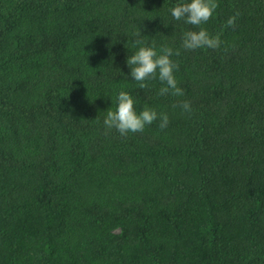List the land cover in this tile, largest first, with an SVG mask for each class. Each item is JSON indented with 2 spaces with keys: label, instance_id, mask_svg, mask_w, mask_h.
<instances>
[{
  "label": "trees",
  "instance_id": "1",
  "mask_svg": "<svg viewBox=\"0 0 264 264\" xmlns=\"http://www.w3.org/2000/svg\"><path fill=\"white\" fill-rule=\"evenodd\" d=\"M189 2L0 0V264H264V0H217L195 50ZM153 44L183 96L131 77ZM120 91L168 127L106 134Z\"/></svg>",
  "mask_w": 264,
  "mask_h": 264
},
{
  "label": "clouds",
  "instance_id": "2",
  "mask_svg": "<svg viewBox=\"0 0 264 264\" xmlns=\"http://www.w3.org/2000/svg\"><path fill=\"white\" fill-rule=\"evenodd\" d=\"M217 0H190L189 3H180L170 9L175 20H184L185 23L199 28L198 31H187L182 37V47L186 50L198 48L218 49L222 41L219 34L210 35L209 32L200 27L206 24L218 8ZM237 12L229 17L226 26L235 27ZM137 37L141 36L138 31ZM137 44L141 41L137 40ZM173 55H179V50L175 53L170 47L163 46L159 51L152 46H141L135 53L127 58V64L131 68V77L139 82L141 89L147 88L146 81L158 78L162 83L159 90L160 96L172 95L183 96V90L178 86L174 76V71L178 69V64L172 61ZM117 107L115 110L108 109L103 121L106 134L108 131L116 130L122 137H127L130 133L143 132L146 126L151 125L159 119V128L166 129L169 124L167 113H158L155 109L145 107L137 113L135 110V100L126 91H120L116 97ZM177 105H173L176 107ZM183 111L191 113V103L189 101L180 102L178 105Z\"/></svg>",
  "mask_w": 264,
  "mask_h": 264
}]
</instances>
